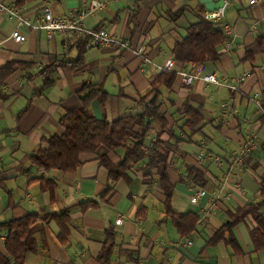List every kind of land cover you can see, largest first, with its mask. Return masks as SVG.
Wrapping results in <instances>:
<instances>
[{
	"label": "crops",
	"instance_id": "obj_1",
	"mask_svg": "<svg viewBox=\"0 0 264 264\" xmlns=\"http://www.w3.org/2000/svg\"><path fill=\"white\" fill-rule=\"evenodd\" d=\"M252 1L224 0L225 16L217 26L222 30V24H229L234 32L223 33L226 40L218 47L221 57L206 64V72L215 73L222 84L199 80L186 86L177 76L173 87L161 89L158 105L168 131L160 139L171 143L172 208L200 218L195 231L182 236L165 214L157 169L147 170L160 124L153 123L146 136L144 159L132 163L126 178L118 181L109 178L97 153L81 155L82 166L67 173L45 172L32 164L31 157L44 145V138L64 132L59 121L68 110L81 106L79 93L86 85L103 86L109 94L105 104L97 99L91 103L97 119L112 122L142 114L154 96L152 80L168 60H175L173 49L183 42L189 27L211 10L201 0H25L21 6L17 0H0L21 8L32 24L42 18L45 4L56 17L80 16L87 28L106 29L134 47L142 46L145 57L116 44L87 47L85 63L76 67L72 62L79 56L82 37L57 33L48 40L45 31L0 12V69L10 61L23 65L0 80V224L31 212L59 214L71 209L68 244L59 242L55 221L39 220L32 227L38 248L26 254V264H98L111 227L116 233L112 264H264V249L257 250L253 243L257 222L251 215L233 228L240 253L227 243L229 233L211 243L233 213L260 200L264 179V110L249 98L259 94L264 108V52L256 42L264 34V0ZM96 2L99 7L90 13ZM16 29L27 37L24 42L11 37ZM176 64V70L193 67ZM51 65L56 66L50 75L54 83L44 87L41 71ZM249 72L240 93L229 87ZM224 103L230 107L223 108ZM188 107L202 115L193 129L186 126ZM250 142L257 147L244 156ZM234 154H242V165L232 159ZM125 155L126 148L120 147L110 152L109 159L118 165ZM194 169L203 174L204 186L190 175ZM41 177L53 180L57 187L43 190ZM200 190L205 194L193 201ZM89 200L99 206L82 212L79 205ZM261 213L264 216V208ZM119 214L125 220L117 226ZM6 238L7 231L0 229V264L11 260Z\"/></svg>",
	"mask_w": 264,
	"mask_h": 264
},
{
	"label": "trees",
	"instance_id": "obj_2",
	"mask_svg": "<svg viewBox=\"0 0 264 264\" xmlns=\"http://www.w3.org/2000/svg\"><path fill=\"white\" fill-rule=\"evenodd\" d=\"M25 0H17V6L24 4ZM204 15V14H203ZM225 37L217 23L208 21L201 16L192 24L183 42L173 49L175 61L177 63L191 64L193 67L201 64L216 63L221 57L218 47L225 42ZM256 42L264 52V34L258 36ZM89 43L88 38H82L79 45V56L72 62L74 66L81 67L85 63V52ZM21 63L10 61L0 69V80H5L10 76ZM56 66L46 67L41 73L44 75V87H49L54 83L50 77ZM177 78L175 71H163L151 82V92L153 99L151 106L145 107L142 114L127 115L115 121L109 122L106 119H97L92 113L90 106L94 100H99L105 104L109 94L103 86L86 85L81 91V106L68 110L60 119L59 123L64 128L61 134H55L44 138V145L37 148L31 157V162L36 167L45 172L58 170L64 173L76 172L81 166V155L87 153L99 154L101 164L109 170V178L118 181L126 178L127 171L132 163H138L145 157V139L152 129L153 123L161 126L158 139L154 142V147L149 154L147 170L156 168L159 176V183L165 196V214L170 217L182 236H187L195 231L200 220L194 213L181 214L172 208V198L174 187L168 174V158L171 152V143L160 139L162 133L168 131V122L164 114L160 113L158 105L161 89L163 87H173ZM149 94V95H150ZM1 96V95H0ZM144 100V99H143ZM188 121L186 126L194 128L202 121V115L187 108ZM133 143L131 147L128 143ZM120 147L126 148L124 160L116 165L109 159V154ZM150 173V172H149ZM199 186H204L205 178L203 174L194 169L190 172ZM41 187L45 191L54 190L57 184L46 177L39 178ZM110 190L102 195V198L109 194ZM99 202L89 200L82 202L79 207L82 212L90 208H97ZM264 208V179L261 182L260 200L250 203L243 208H239L232 214L231 220L227 222L215 235L211 243L221 239H226L225 234L229 233L226 239L229 245H233L238 250L237 240L233 236L234 226L251 215L257 222L256 228L252 231V238L257 250L264 249V216L261 210ZM55 221L60 229L58 240L62 245H67L70 238L71 209L67 208L62 213L40 214L31 212L9 222L1 223L0 229L7 231L6 249L11 260L5 264H26L25 257L29 252L37 251V243L32 231L33 225L39 221ZM116 247V233L111 227L106 232V241L98 257V264H112V256Z\"/></svg>",
	"mask_w": 264,
	"mask_h": 264
},
{
	"label": "built area",
	"instance_id": "obj_3",
	"mask_svg": "<svg viewBox=\"0 0 264 264\" xmlns=\"http://www.w3.org/2000/svg\"><path fill=\"white\" fill-rule=\"evenodd\" d=\"M256 0H253L252 3H254ZM99 3H93L90 7L89 12H93L97 7H99ZM43 10V16L41 19L37 21L36 24H32L30 20H28L25 15L22 13L21 8L17 6H8L0 3V12L6 13L10 19H16L19 21L20 24H26L29 27H33L36 30H43L46 32V36L48 40H53L55 38V35L57 33H64V34H74L76 36L82 37V38H88L89 43L87 47L89 48H99L104 46H109L116 44L121 49L130 50L132 53L139 58L145 59L144 57V48L142 46L134 47L131 42L125 39H119L115 37L111 32H109L106 29H90L87 28L83 22L82 18L80 16L76 17L73 16L72 20H67L65 18L56 17L53 14V11L49 4H45L42 8ZM75 15V14H73ZM204 18L208 21H214L219 22L221 19L225 16V6L223 5L217 10L208 11L204 13ZM222 31L226 36H230L234 32V28L230 26L229 24H222ZM11 37L15 42L22 43L24 42L27 37L20 32L19 29H16L13 31ZM176 61L174 59L168 60L164 66L162 67L163 71H175L177 73L178 78L182 82L183 85L186 86H192L195 84V82L199 80H203L204 82H210L214 84H222L221 81L217 78L215 73H207L206 72V64H201L198 66H194L191 69H179L176 70ZM251 76V73H247L238 79L235 80L234 83L229 84V87L237 92H241V84L245 82L249 77ZM250 100L256 104V106L264 110L262 99L259 94H252L250 97ZM223 108H229V103H224L222 105ZM250 146H248L245 149V152L243 153L244 156H248L249 153L257 147V144L255 142L249 143ZM242 155V154H241ZM239 154H234L232 156V159L238 163L239 165H242L243 162V156L241 157ZM221 163V162H220ZM205 194L204 190L198 191L195 196H193V201L196 202V199L198 197H201ZM125 220V216L122 214H119L115 218V224L117 226H120L123 224V221ZM188 245H191L192 242L188 241Z\"/></svg>",
	"mask_w": 264,
	"mask_h": 264
},
{
	"label": "water",
	"instance_id": "obj_4",
	"mask_svg": "<svg viewBox=\"0 0 264 264\" xmlns=\"http://www.w3.org/2000/svg\"><path fill=\"white\" fill-rule=\"evenodd\" d=\"M201 2L204 3L206 5L207 9H209L211 11L219 9L225 3L224 0H221L219 3H215L212 0H201Z\"/></svg>",
	"mask_w": 264,
	"mask_h": 264
}]
</instances>
